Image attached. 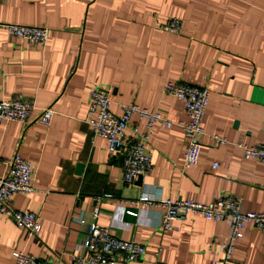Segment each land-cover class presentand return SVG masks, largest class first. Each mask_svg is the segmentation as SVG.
I'll return each mask as SVG.
<instances>
[{
    "label": "crops",
    "instance_id": "0c3cea01",
    "mask_svg": "<svg viewBox=\"0 0 264 264\" xmlns=\"http://www.w3.org/2000/svg\"><path fill=\"white\" fill-rule=\"evenodd\" d=\"M172 18L182 21L179 35L164 27ZM7 24L47 28V44L12 38ZM168 82L210 91L200 160L187 170L178 123L188 115L164 93ZM97 86L109 91L116 115L137 104L173 122L153 128V169L142 185L125 183L122 156L86 122ZM13 99L36 109L28 125H0V159L18 154L33 164L34 191L14 196L13 208L38 214L41 232L28 239L0 214V264H15L17 251L40 260L80 255L79 219L95 210L100 226L145 246L132 264H224L230 221L190 215L165 233L159 206L133 204L144 192L203 204L230 196L243 212L264 213V163L246 160L239 147H264V0H0V100ZM46 108L55 113L49 127L37 120ZM133 123L145 131L144 122ZM216 135L227 144L215 146ZM6 171L0 163V177ZM226 264H264V234L249 226Z\"/></svg>",
    "mask_w": 264,
    "mask_h": 264
},
{
    "label": "built area",
    "instance_id": "2783aa9c",
    "mask_svg": "<svg viewBox=\"0 0 264 264\" xmlns=\"http://www.w3.org/2000/svg\"><path fill=\"white\" fill-rule=\"evenodd\" d=\"M8 35L32 45L45 46L49 37L47 28L16 24L4 25ZM171 34L182 32V21L172 18L165 24ZM164 93L177 98L183 103L188 119L180 121L186 147L184 152V170L197 165L202 152V138L205 135L203 120L210 102V91L206 87L186 83L168 82ZM112 100L104 87H94L90 91L87 112V124L91 127L94 137L102 138L107 143L108 151L123 158L124 181L127 185L136 184L139 177H145L153 169V160L148 151V142L153 128L157 124L171 127L173 122L160 112H150L137 104L121 106V114L116 115L111 108ZM36 106L33 102L13 99L0 100V125L5 122H19L24 125L31 123ZM51 108L44 109L37 118L38 122L50 126L54 117ZM145 123V131H140L133 119ZM132 134L129 136L128 131ZM215 146L227 144L225 138L211 137ZM246 160L264 163V147L240 145ZM7 166V171L0 177V214L8 216L18 228L26 233L28 239L37 238L41 232L40 216L31 211H18L13 208V198L18 194L29 195L34 191L33 181L35 169L33 164L16 154L10 161L0 159ZM218 164L213 165L216 169ZM98 201L101 198H96ZM134 205L145 207L159 206L162 209L160 229L168 233L173 229V222L186 220L190 215H199L212 222L230 221L232 234L223 252L224 264L232 259L236 242L243 236L249 226L264 234V213L243 212L240 200L221 196L215 202L203 204L193 200L153 198L144 192ZM136 216L133 211L126 212ZM99 212L95 210L82 214L79 221L85 225L86 239L82 242L81 254L70 255L65 259L62 253L55 260H40L24 252H14L15 264H132L141 261L146 255V248L133 240H123L112 234L110 228L97 223Z\"/></svg>",
    "mask_w": 264,
    "mask_h": 264
},
{
    "label": "water",
    "instance_id": "95a60500",
    "mask_svg": "<svg viewBox=\"0 0 264 264\" xmlns=\"http://www.w3.org/2000/svg\"><path fill=\"white\" fill-rule=\"evenodd\" d=\"M83 168H84L83 164H78V166H77V174H81L82 171H83ZM142 182H143V177H139L136 183L139 184V185H142Z\"/></svg>",
    "mask_w": 264,
    "mask_h": 264
}]
</instances>
